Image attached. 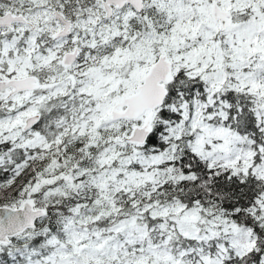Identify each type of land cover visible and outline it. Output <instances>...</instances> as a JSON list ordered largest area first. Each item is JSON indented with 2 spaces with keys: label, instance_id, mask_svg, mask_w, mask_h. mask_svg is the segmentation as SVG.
<instances>
[{
  "label": "snow or ice",
  "instance_id": "6c2138e0",
  "mask_svg": "<svg viewBox=\"0 0 264 264\" xmlns=\"http://www.w3.org/2000/svg\"><path fill=\"white\" fill-rule=\"evenodd\" d=\"M0 264H264V0H0Z\"/></svg>",
  "mask_w": 264,
  "mask_h": 264
}]
</instances>
